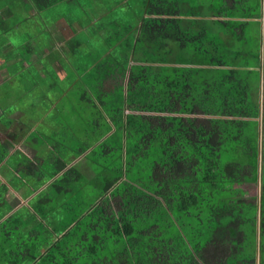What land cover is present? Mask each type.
I'll list each match as a JSON object with an SVG mask.
<instances>
[{
    "label": "trees",
    "instance_id": "1",
    "mask_svg": "<svg viewBox=\"0 0 264 264\" xmlns=\"http://www.w3.org/2000/svg\"><path fill=\"white\" fill-rule=\"evenodd\" d=\"M29 1L43 12L75 0ZM126 1L133 13L113 18L111 35L89 33L96 57L71 41L69 68L45 67L55 47L36 64L44 92L30 99L56 105L55 131L45 142L22 123L29 134L18 139L36 155L5 171V185L35 196L17 210L0 198V264H264L262 80L247 70L244 83L243 55L224 42L239 48L238 25L260 15L240 0ZM78 3L83 24L92 9ZM6 85L0 115L11 122L27 94L12 102ZM259 146L261 196L245 197L236 186L258 181ZM4 150L0 173L11 165Z\"/></svg>",
    "mask_w": 264,
    "mask_h": 264
},
{
    "label": "rangeland",
    "instance_id": "2",
    "mask_svg": "<svg viewBox=\"0 0 264 264\" xmlns=\"http://www.w3.org/2000/svg\"><path fill=\"white\" fill-rule=\"evenodd\" d=\"M0 1L2 3L8 2L12 4L14 8L15 0ZM78 1L80 0H75L71 4L63 2L61 4L47 8L43 12H36L33 17L30 19L27 18L25 21L29 26L20 27V25L19 27H12L13 24H17V20L15 19L16 17H11L7 20V25L10 27L8 32L4 33L3 29L0 28V53H2L1 55L4 59V61H0L5 62V68L2 69V71L5 72H3V75H0V79H3L0 80V101L5 99L4 94L7 86L6 84L16 81L12 77L21 72H25V70L27 71V76L24 79H20V77H18L20 80L19 84L11 86L10 95L8 96V100L10 99L12 102H17L18 96L19 98H22L21 93L26 92L27 94L24 104H22L20 108H14L15 113L10 115L12 117H16L15 122L20 124V129L16 131L17 138L22 137L21 134L23 133L29 134L28 129L22 123H31L34 125V127H38L36 134L42 138L41 133H44L46 135V137L44 136L45 142L49 141L47 139L50 137L48 133L55 131V120L52 116V110L56 107V105L49 104L48 101L42 97V94L34 101L30 99L31 96H34L39 92H44L43 88L35 87V81L37 80V76L39 74L36 64L39 65L40 61L43 60V58L50 52L49 50L55 47L56 49L53 50L52 54V56L55 57L48 55V59L50 61L47 62L45 67L47 68L48 66V71H51L54 69L55 64L59 63L60 65L64 64L66 68H69L68 63L70 58L68 59V56L66 55V51L69 49V47L66 45V42L70 43L71 41L74 48L79 49L78 44H80L83 54H91V56L96 57L97 54H99L97 46L100 43V39H97L96 37L92 38L93 35H89V33L94 35L96 34L97 36L101 34L103 37H107L113 33L112 29L109 27L111 26L110 23L113 18L126 20V17H130L133 13V9H131L132 12L127 10L129 3H125L122 0H81L83 3L91 7L92 13L89 11V17H86L85 22L80 24L83 8L80 6ZM258 3L260 4L257 6ZM217 4L219 5L218 2ZM239 5H252L253 13L260 15L262 18V20L258 19L259 21L254 20L248 24L245 23L238 25L237 31L239 37V48L233 43L224 41L227 46V50H231L233 48L236 51L238 49V52L243 55V64H241L240 68L242 75L241 79L244 80L245 83L247 81V77L251 76V74L249 76L247 70L252 71L250 68L256 65V63H254L256 60L254 54L258 51H261V53L264 55V0H240ZM27 8L28 5L23 9ZM104 11L106 12L105 15L103 14ZM99 15L104 16L97 20ZM25 17H27V15ZM232 19L236 18L232 17ZM101 26L103 27L101 28ZM120 30H122V27H120ZM53 39H56L57 43ZM60 46L65 47V49L56 52L57 47ZM21 52L29 54L28 58H26V61L31 62L32 60L33 62L29 63L30 65H27L23 61H21L22 64L18 65L20 60L19 58L17 59L16 55H21ZM46 59L47 57L43 61H46ZM73 59L75 60L76 58L73 57ZM262 60H264V58ZM6 66L12 67L14 71L9 72ZM252 78L255 80V83L258 82V74L255 71H253ZM262 88V92H260L259 89L258 91L261 93L260 97L262 95L264 99V85ZM28 90L30 92H28ZM53 97H56L55 93L51 94L50 100H52ZM47 104L49 107H46ZM1 110L3 109L0 108V111ZM263 113L264 112L262 111V116ZM8 116V112L0 115V123H2V127L0 128V134H2L0 138V153L1 151H5V146V148L8 150L9 156H11L8 160V162H11V165L8 164V168L4 167V170H2L0 173V190L8 188L5 185L8 182L5 171L14 169L13 165L17 164L19 161V157L15 154H12L11 152L19 151L23 154H26L27 158L32 159L37 151L35 148L24 142L22 138L19 139L20 141H16L11 138V135L8 132L12 133L13 129H17V126H14L13 124L12 129L6 127V125L10 122ZM34 127L32 126L30 132L31 130H34ZM259 165V178L256 183H246L236 186L243 191V196L245 197L255 198L261 196L263 187L261 157ZM13 181H18L16 176H13ZM8 189H10V192H12L11 189L15 191V188L13 187ZM32 189V185H25L20 188V192L30 193ZM8 194V196L4 195V197L5 199L8 198V201L14 205V210L26 205L29 200L35 196V194H33L28 200H26L21 196H18L15 192L13 194Z\"/></svg>",
    "mask_w": 264,
    "mask_h": 264
},
{
    "label": "crops",
    "instance_id": "3",
    "mask_svg": "<svg viewBox=\"0 0 264 264\" xmlns=\"http://www.w3.org/2000/svg\"><path fill=\"white\" fill-rule=\"evenodd\" d=\"M98 1H101V0H98ZM122 1H126V0H122ZM128 1V0H127ZM28 5V10L27 9H23V8H26V6ZM18 8V9H17ZM35 13H36V10H35V7L33 6V4L29 1V0H15V4H14V8H13V5L12 4H10V3H2L1 1H0V20H2L3 19V17H7V20L9 19V18H11V17H16L15 19L17 20V24H13L12 25V27L14 26V27H19L20 25V27H24V26H29V25H27L26 24V20H27V18L28 19H30L31 17H33L34 15H35ZM27 15V17H25ZM258 19H260V20H262V18L261 17H259V18H256L255 20H257V21H259ZM32 49V48H31ZM264 51V50H263ZM2 53H0V60H2V61H4V59H3V57H2V55H1ZM17 54V53H16ZM16 54H13V55H16ZM4 56V55H3ZM17 56V59L19 58V62H18V65L19 64H22V62L21 61H23L24 63H26L27 65H30L29 63H31V62H27L26 61V54H21V55H16ZM28 56H29V54H27V58H28ZM5 57V56H4ZM263 57H264V55H263ZM263 61V60H262ZM33 62V61H32ZM262 63V62H261ZM7 67V69H8V71L9 72H11L10 71V68H9V66H6ZM5 68V62H1L0 61V75H3L4 73L3 72H5V71H2V69H4ZM26 69H28L27 67H25ZM251 70H255V71H258L259 72V74H260V76H261V80H262V82H261V87H260V92H262V90H263V85H264V80H263V74L261 75V70H260V68H259V66H257V67H251L250 68ZM25 74H26V76H27V71L25 70ZM9 77H10V75H9ZM19 77V75L17 74V75H15L14 77H12L13 79H17ZM0 80H3V79H0ZM15 84H17V83H15ZM14 83H12V82H10V85L11 86H14L15 85ZM261 94V93H260ZM263 105V97H262V95H261V106ZM16 121V117H14V121H11V122H9L7 125H6V127L7 128H11L12 129V127H13V124H14V126H17V129H13V132L12 133H10V132H8L10 135H11V138H13L14 140H16V141H18L19 139L16 137L17 136V134H16V131L18 130V129H20V124L18 123V122H15ZM2 127V123H0V128ZM1 135L2 134H0V138H1ZM15 135V136H14ZM4 148H5V146H4ZM7 150V149H6ZM6 152H8V150L6 151ZM17 151H13V152H11L12 154H14V153H16ZM35 155H36V153L34 154V157H35ZM26 156V154H23L22 153V155L21 156H18L19 158L18 159H23L24 157ZM27 157V156H26ZM34 157H32V159H34ZM3 164V162L0 164V165H2ZM2 184H4V183H2ZM11 191L12 192H10L11 194H13L14 193V191L11 189ZM2 192V194H0V198H4L5 199V197H4V195H9L8 194V192L7 193H4L3 191H1ZM18 196H20L19 194H18ZM6 200H8V198L6 199Z\"/></svg>",
    "mask_w": 264,
    "mask_h": 264
},
{
    "label": "clouds",
    "instance_id": "4",
    "mask_svg": "<svg viewBox=\"0 0 264 264\" xmlns=\"http://www.w3.org/2000/svg\"><path fill=\"white\" fill-rule=\"evenodd\" d=\"M264 103V102H263ZM259 150H260V146H259ZM262 151L260 150V153H259V158L261 157L262 158ZM15 193H17V195H18V192L17 191H14Z\"/></svg>",
    "mask_w": 264,
    "mask_h": 264
},
{
    "label": "water",
    "instance_id": "5",
    "mask_svg": "<svg viewBox=\"0 0 264 264\" xmlns=\"http://www.w3.org/2000/svg\"><path fill=\"white\" fill-rule=\"evenodd\" d=\"M264 101V100H263ZM262 148V147H261Z\"/></svg>",
    "mask_w": 264,
    "mask_h": 264
}]
</instances>
